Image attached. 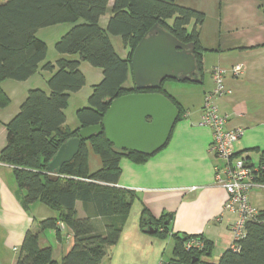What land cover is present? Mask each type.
Instances as JSON below:
<instances>
[{
    "label": "trees",
    "instance_id": "trees-1",
    "mask_svg": "<svg viewBox=\"0 0 264 264\" xmlns=\"http://www.w3.org/2000/svg\"><path fill=\"white\" fill-rule=\"evenodd\" d=\"M108 11L106 27L102 28L99 18ZM80 18L83 22L76 23ZM202 20V12L181 6L177 0H113L111 5L109 0H0V82L7 78L25 80L36 72L47 48L36 35L39 28L73 23L54 43L61 57L41 65L45 71L55 69L47 79L49 93L40 88L28 91L18 112L6 124V144L0 151V162L12 167L20 202L23 205L39 202L55 212L53 218L42 220L39 226L56 227L59 222L73 232L72 248L62 264H100L104 247L118 241L135 198L131 191L114 186L120 173L119 160L126 156L143 161L147 155L117 149L101 132L81 141L77 153L61 165L57 174L46 171L49 160L65 140L77 136L80 128L99 124L111 100L124 94L160 92L177 107L178 120L182 110L162 88L165 79L158 89H135L130 58L139 40L157 23L179 41L193 43L197 72L201 74L198 27ZM109 35L121 38L127 48L125 57L117 54ZM80 61L100 68L102 78L92 86L87 105L75 112L79 127L70 130L63 127L64 109L69 94L85 83ZM7 103L8 98L0 88V107ZM89 150L101 163L94 172L89 171ZM256 181L264 183V171ZM76 201L82 203L86 217H76ZM96 217L105 220L102 232L94 228ZM165 220V215L151 218L143 209L140 227L145 232L150 221L155 228L153 234L163 238L169 233ZM172 237V261L212 264L200 260L203 253L210 251L208 242L199 251L185 249V242L192 237L186 236L184 240L177 234ZM236 243L237 248L225 249L216 264H264V209L245 223V234ZM15 264L57 263L51 258L49 247L39 246L37 233L26 231Z\"/></svg>",
    "mask_w": 264,
    "mask_h": 264
},
{
    "label": "crops",
    "instance_id": "crops-1",
    "mask_svg": "<svg viewBox=\"0 0 264 264\" xmlns=\"http://www.w3.org/2000/svg\"><path fill=\"white\" fill-rule=\"evenodd\" d=\"M177 3L203 13L198 27L202 72H197L199 81L181 82L180 93L176 99L173 97L182 114L173 124L166 143L143 161L120 158V173L114 186L131 191L135 198L118 241L104 247L100 264L170 263L174 247L172 234L183 235V240L190 236L203 240L204 244L208 242L210 251L203 253L200 260L212 264L231 246V227L237 216L223 209L227 194L214 183V166L223 162L210 151V129L199 125L204 95L215 86L211 74L214 67L224 69V84L230 90V94L216 99L219 112L227 116L229 125L244 128L234 144V156L244 157L254 165L264 159V0H177ZM108 16L109 11L99 18L100 27H106ZM109 38L117 54L125 57L121 38L112 35ZM59 57L57 52L49 57L46 54L36 72L25 80L7 78L0 82L8 98L7 105L0 107V151L6 144V124L18 112L28 91L40 88L49 93L47 79L55 69L45 71L41 65ZM86 63H79L85 83L69 94L64 109L63 127L70 130L78 128L79 122L76 120L70 127L66 109L73 104L76 112L86 106L92 86L102 78L100 68ZM88 165L90 172L101 165L91 150ZM249 201L258 210L264 209V186L251 187ZM74 208L77 218L86 217L80 201H76ZM143 209L151 218L165 215L167 236L160 238L143 231L140 227ZM54 216L53 210L39 202L23 205L18 198L12 167L0 162V264L16 263L26 231L37 233L39 246L49 247L51 258L62 264L72 248L74 236L63 223L57 222L56 227L39 226L42 220ZM104 223L103 217L93 219L98 232L103 231Z\"/></svg>",
    "mask_w": 264,
    "mask_h": 264
},
{
    "label": "water",
    "instance_id": "water-1",
    "mask_svg": "<svg viewBox=\"0 0 264 264\" xmlns=\"http://www.w3.org/2000/svg\"><path fill=\"white\" fill-rule=\"evenodd\" d=\"M193 50V43H183L157 23L153 24L131 54L135 89H158L164 79L199 81ZM178 114L175 104L160 92L121 95L111 100L99 124L80 128L77 136L59 146L46 171L57 174L61 165L77 153L81 141L101 132L117 149L151 155L166 143ZM145 232L155 233L150 221Z\"/></svg>",
    "mask_w": 264,
    "mask_h": 264
},
{
    "label": "built area",
    "instance_id": "built-area-1",
    "mask_svg": "<svg viewBox=\"0 0 264 264\" xmlns=\"http://www.w3.org/2000/svg\"><path fill=\"white\" fill-rule=\"evenodd\" d=\"M223 73L224 69L221 67H214L211 72L215 86L204 95L199 125L210 129V151L223 162L214 166V183L222 187L227 194L223 209L237 216L231 227L233 241L230 246L236 249V241L245 234V223L258 213V209L249 201V189L253 186H264V183L256 181L264 171V163L254 165L244 157L234 156V144L243 134L244 128L242 125H229L227 116L219 112L216 99L230 94L224 84ZM184 247L201 251L205 244L203 240L192 237L185 242Z\"/></svg>",
    "mask_w": 264,
    "mask_h": 264
},
{
    "label": "rangeland",
    "instance_id": "rangeland-1",
    "mask_svg": "<svg viewBox=\"0 0 264 264\" xmlns=\"http://www.w3.org/2000/svg\"><path fill=\"white\" fill-rule=\"evenodd\" d=\"M113 0H109V5L112 4ZM83 22V20L80 18L76 21V23H80ZM73 25V23L71 22H66V23H58L55 25H51V26H47V27H42L39 28L37 30V35H39V37L41 39H43L46 43V54L47 57H49L51 54H56V50L54 49V39H58L60 37V35H62L65 31H67L71 26ZM62 33V34H61ZM126 52H127V48H126ZM87 66L88 63H86ZM181 82L183 81H177L174 79H165L162 82V88L164 90H166L165 92L169 95H171L172 97H176L181 91L179 90V88L181 87ZM129 84V81L126 83V85ZM87 90L90 89L89 87V82L86 85ZM176 99V98H175ZM87 104V103H86ZM82 107V106H81ZM66 119H67V124L72 125V123L76 122V116H75V106H73V104H71L67 109H66Z\"/></svg>",
    "mask_w": 264,
    "mask_h": 264
}]
</instances>
